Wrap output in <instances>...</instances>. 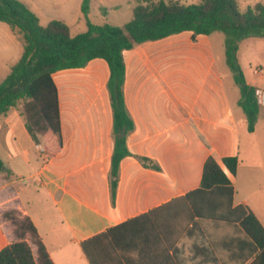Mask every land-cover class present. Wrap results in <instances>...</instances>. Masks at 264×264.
<instances>
[{"label": "crops", "instance_id": "0c3cea01", "mask_svg": "<svg viewBox=\"0 0 264 264\" xmlns=\"http://www.w3.org/2000/svg\"><path fill=\"white\" fill-rule=\"evenodd\" d=\"M7 32L0 40L2 81L24 50L16 32ZM214 43L212 34L185 31L123 52L125 104L135 129L127 138L133 155L121 161L114 202L107 61L97 58L85 67L53 74L61 146L51 135L39 136V143L31 138L23 103L1 115L0 251L17 240L14 224L4 218L8 211L30 218L54 264H91L85 241L138 218L122 231L123 246L107 264H181L175 250L188 220L184 197L200 187L209 156L233 184V207L245 206L264 226V118L259 110L254 132L248 131L238 105L240 87L225 81V40L217 49ZM241 66L248 84L264 89V74L257 83ZM244 129L256 138L250 152L257 153L259 162L243 155ZM137 156L151 159L160 170L143 166ZM229 156L239 158L236 175L223 163ZM241 170L247 175L240 176ZM201 228L210 242L188 239L180 256L186 264L240 263L235 241L226 242L234 238L230 223L206 220Z\"/></svg>", "mask_w": 264, "mask_h": 264}, {"label": "trees", "instance_id": "16d2710c", "mask_svg": "<svg viewBox=\"0 0 264 264\" xmlns=\"http://www.w3.org/2000/svg\"><path fill=\"white\" fill-rule=\"evenodd\" d=\"M92 1L82 0L81 4L87 31L72 36L66 22L52 20L42 25L39 16L24 2L0 0V22L11 27L24 42L22 56L0 83V116L23 103V115L31 138L39 143V136L51 135L61 146L58 90L53 74L85 67L97 58L107 61L113 109L114 152L110 187L114 202L121 161L133 155L127 138L135 129L125 104L123 52L138 44L185 31L194 35L221 31L225 33L227 65L241 90L238 105L246 116L248 131L254 132L260 110L258 88L248 84L237 53L244 39L264 37L263 1L241 12L237 0H199L198 4H185L179 0H137L131 20L121 26L94 24L89 18ZM136 158L143 166L160 170L151 159ZM223 163L232 175L237 174V156L225 157ZM3 171L4 163L0 159V172ZM233 196L234 187L228 174L213 156H209L203 167L200 187L184 197L189 202L188 220L179 232L180 242L175 250L181 264H186L180 256L188 239L209 244L210 240L201 228L206 220L232 225L230 233L234 238H228L226 242L235 241L236 256L241 257L239 264H245L251 258L254 259L250 264H264V226L245 206L233 207ZM4 218L14 224L17 240L0 251V264H54L29 217L20 218L16 211H8ZM138 220L125 222L85 241L83 250L90 263L107 264L113 260L116 250L123 246L122 231ZM192 221L193 226L186 231Z\"/></svg>", "mask_w": 264, "mask_h": 264}, {"label": "rangeland", "instance_id": "374dc122", "mask_svg": "<svg viewBox=\"0 0 264 264\" xmlns=\"http://www.w3.org/2000/svg\"><path fill=\"white\" fill-rule=\"evenodd\" d=\"M25 2L39 16L42 25L48 24L54 19H63L71 28L72 35H77L87 31V23L85 16L81 11L82 0H20ZM185 4H198L199 0H179ZM241 12H246L249 8H253L257 3L264 0H237ZM137 0H94L91 4L89 18L97 25L110 24L121 26L129 22L133 16V6ZM105 9V10H103ZM11 28L0 22V40L4 41L7 31ZM215 48L220 47L222 41L225 40V33L216 31L212 33ZM239 63H244L247 74L257 79V83H261V75L264 74V37L246 38L240 45L237 53ZM262 69L259 75H254L255 69ZM226 83H235L231 76V70L226 65ZM2 82L0 76V83ZM261 118H264V106H260ZM242 152L243 155L252 160L259 162L260 157L257 153L250 152V147L256 143V138L249 135L244 129L241 132ZM256 167V166H254ZM247 175V171L241 170L240 176Z\"/></svg>", "mask_w": 264, "mask_h": 264}, {"label": "built area", "instance_id": "2783aa9c", "mask_svg": "<svg viewBox=\"0 0 264 264\" xmlns=\"http://www.w3.org/2000/svg\"><path fill=\"white\" fill-rule=\"evenodd\" d=\"M262 69H255V73H260ZM258 102L260 105H264V89H258Z\"/></svg>", "mask_w": 264, "mask_h": 264}]
</instances>
